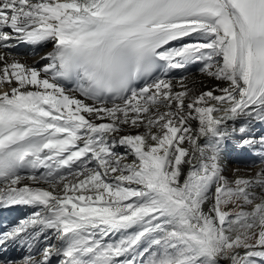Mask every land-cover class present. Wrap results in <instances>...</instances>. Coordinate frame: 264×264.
Returning a JSON list of instances; mask_svg holds the SVG:
<instances>
[{"label":"snow or ice","instance_id":"obj_1","mask_svg":"<svg viewBox=\"0 0 264 264\" xmlns=\"http://www.w3.org/2000/svg\"><path fill=\"white\" fill-rule=\"evenodd\" d=\"M257 125L264 0H0V264H264Z\"/></svg>","mask_w":264,"mask_h":264},{"label":"bare ground","instance_id":"obj_2","mask_svg":"<svg viewBox=\"0 0 264 264\" xmlns=\"http://www.w3.org/2000/svg\"><path fill=\"white\" fill-rule=\"evenodd\" d=\"M14 51H17L21 55H23L24 53H30L31 52V48H28V49H25V50L15 49ZM38 58L39 57H36V59H38ZM33 62L34 61H33V59L31 57H29V58L26 59V63H28V64H32ZM189 71L196 77V81H197L196 87H198V88H201L202 87V85L200 83L201 80H203V84L204 85H209L210 83H212V82L207 81L206 78L199 77V75L195 72V68L194 67L193 68H190ZM178 74L179 73H174V75H178ZM259 127H260V125H257L253 129L254 134L257 135V136L259 135ZM118 151H123V149H118ZM236 155H238V154L232 153L231 156H229V159H231V161H232V158L235 160V162L237 163V166L236 165H230V166H228V168L230 170V175L229 176H226L225 175L227 178L233 179L234 178V175H233L234 174V170H237V169H238V171H236V174L237 175H241V176H245V175H249V174H254L256 171L259 170V167L258 168H253V169L245 168L243 166L244 162H241L239 160V158H234V157H236ZM226 160H227V158H226ZM227 162L229 163L228 160H227ZM239 166H241V167H239ZM27 215H28V212L24 208H21L18 211H15L14 212V216H16L17 217V220H18L16 223H18L21 220H24ZM13 249H15L16 252H17L14 259H19L21 256L24 255V250L22 248L17 247L15 244H10L8 246V251L11 252ZM1 254L2 253H0V255ZM9 256H10V253H8V255L6 256V258H8Z\"/></svg>","mask_w":264,"mask_h":264},{"label":"rangeland","instance_id":"obj_3","mask_svg":"<svg viewBox=\"0 0 264 264\" xmlns=\"http://www.w3.org/2000/svg\"><path fill=\"white\" fill-rule=\"evenodd\" d=\"M231 154H232V152H230L229 155H228V157H227V160L229 161V163L227 162V160L225 162L226 163V168H225V171H224V175H226V176H229L230 175V170H229L228 166L234 165L232 163L231 159H229V156H231ZM234 158H236V157H234Z\"/></svg>","mask_w":264,"mask_h":264},{"label":"clouds","instance_id":"obj_4","mask_svg":"<svg viewBox=\"0 0 264 264\" xmlns=\"http://www.w3.org/2000/svg\"><path fill=\"white\" fill-rule=\"evenodd\" d=\"M66 55L71 56L72 54H71V52H67ZM70 75L72 77V79L70 80V82L75 83V77L78 76V75H81V74L80 73H72ZM85 84H86V82H85Z\"/></svg>","mask_w":264,"mask_h":264}]
</instances>
